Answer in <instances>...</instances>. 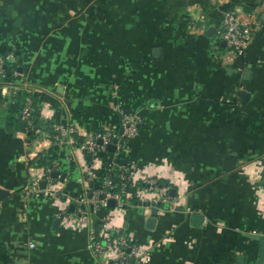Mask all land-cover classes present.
I'll return each instance as SVG.
<instances>
[{"label": "crops", "instance_id": "0c3cea01", "mask_svg": "<svg viewBox=\"0 0 264 264\" xmlns=\"http://www.w3.org/2000/svg\"><path fill=\"white\" fill-rule=\"evenodd\" d=\"M226 10L252 26L243 54L218 39ZM6 50L17 67L0 77V264H114L89 245L110 232L105 221L145 249L125 264H264L247 234L264 235V0H0ZM16 90L45 134L4 125ZM122 114L140 117L122 150L78 147L119 131ZM58 122L77 125L76 142L53 138ZM52 162L61 179L31 191ZM107 167L130 178L125 207L91 206ZM151 176L174 188L173 203L148 202Z\"/></svg>", "mask_w": 264, "mask_h": 264}, {"label": "built area", "instance_id": "2783aa9c", "mask_svg": "<svg viewBox=\"0 0 264 264\" xmlns=\"http://www.w3.org/2000/svg\"><path fill=\"white\" fill-rule=\"evenodd\" d=\"M252 36V26L246 21L241 20L235 13L234 10H226L222 16L221 27L218 30V39L224 40L225 45H227L235 54H243L245 48L248 45V42ZM11 56V55H10ZM9 54H6L4 57L10 58ZM5 63L3 57L0 58V77H4L6 74ZM34 106L31 104L30 97L26 96L25 103L21 110V118L25 121L26 127L35 133V134H45V130L38 126L35 123L34 115L32 111ZM140 117L137 115H126L122 114L120 119V124L122 126V131L106 130L100 129L97 130L92 137L88 139L81 140L78 144V147L87 152L92 153L95 151H106L107 144L115 137L116 138V150H122L123 144L126 142V139L136 133L138 128ZM54 129L53 138L59 142L66 139L71 142H76V133L78 132V127L76 124L72 123H54L52 125ZM98 138H101L102 141L98 142ZM131 165H129L130 167ZM43 168V167H42ZM55 163L45 165L42 169L40 176L38 175L33 178L31 191L39 190L38 182L41 178L45 179L46 182L52 180L50 172L54 170ZM115 174V169L112 167H107L101 179V187L97 190H93L91 193V199L87 197L86 193H83L79 199L76 201V210L79 212H86L85 205L89 201L92 202L91 206L97 205L99 202L105 201L106 198L113 197L115 199V205L118 207H125V198L122 194H125L126 181H130L128 175H124L121 179L120 190H114L115 182L111 178ZM131 182V181H130ZM147 186L150 189L156 191L155 195L149 198L148 202L152 204H159L162 202L173 203L175 196L170 194V186L168 183H159L157 177H148L145 179ZM103 193L105 195L104 199H99V194ZM89 201V202H90ZM65 214V209L61 208L57 215L60 216ZM104 227L108 226L107 234H104L103 239H97L93 233L90 235V248L96 254L108 253L111 255L112 262L114 264H125L129 261L130 258L138 259L141 255L144 254V248L135 241L132 236L128 233H119L118 227L116 225H110L107 221L103 222ZM113 233H115L113 235ZM36 244L34 241H28L29 247H34ZM129 247V250H127Z\"/></svg>", "mask_w": 264, "mask_h": 264}, {"label": "water", "instance_id": "95a60500", "mask_svg": "<svg viewBox=\"0 0 264 264\" xmlns=\"http://www.w3.org/2000/svg\"><path fill=\"white\" fill-rule=\"evenodd\" d=\"M213 29V27H209L208 28V31L207 33L209 34V30ZM210 35H212L210 33ZM222 45L225 44V41L224 40H221L220 41ZM42 121L40 120L39 123H41ZM24 124H25V121L23 119H20L19 120V123H18V127L19 128H24ZM122 126L119 128V131L121 132L122 131ZM49 131H54L53 129H49ZM102 139L101 138H98V142H101ZM107 150H110V151H115L116 150V138L114 137L108 144H107ZM121 163H125L126 160L124 158L120 159ZM130 167H128V170H129ZM51 176L53 178H59L61 179V176L59 177V173L57 170H52L50 172ZM41 187H45L46 186V180H42L41 181ZM170 193L171 194H174V188H171L170 189ZM8 194V190L2 186H0V199L4 198L6 195ZM105 198V195L103 193H100L99 194V199H104ZM106 204L109 205V206H112L115 204V199L113 197H109V198H106ZM68 209L71 211L74 207V202H70L69 205H68ZM152 211H156V208L153 207ZM192 219H193V223L194 224H200L202 222V215L198 212H194L192 213ZM154 217H149L148 218V222H152L154 221ZM59 218H55L53 219V223L55 224V226H57L56 224L59 223ZM249 236L253 237V238H258L260 239L261 241V249H260V253H259V256H258V259L256 260V263H261L264 261V235H259V234H254V233H247ZM127 250H129V247H127ZM130 261H132V259H130Z\"/></svg>", "mask_w": 264, "mask_h": 264}, {"label": "trees", "instance_id": "16d2710c", "mask_svg": "<svg viewBox=\"0 0 264 264\" xmlns=\"http://www.w3.org/2000/svg\"><path fill=\"white\" fill-rule=\"evenodd\" d=\"M4 66L6 69V68H8V66H13V64H10V62L7 61ZM28 94H29L28 92H24L22 90H16V92H14L10 95H7L5 97L6 106H5L4 111H5L6 120H5L4 125L6 124L7 126H12L13 123H15L17 120L21 119V110H22V107L25 103L26 96ZM32 114L34 115L35 123L38 126L42 127L43 129H46L45 125H43L44 122L39 123V121L40 120L42 121V119L39 117V110H38L35 103H34V109L32 111ZM30 134H33V132L31 130H30ZM111 178L113 179V182L121 181L120 176H118L117 174L112 175ZM159 183H160V181H159ZM128 186H129V183L126 182V188ZM113 189L115 190L116 188L114 187ZM122 196H123V198H125L126 195L123 193ZM121 231H122V229H121ZM126 231H127V229H126ZM119 233H123V231L119 232ZM114 234L115 233H113V235Z\"/></svg>", "mask_w": 264, "mask_h": 264}, {"label": "rangeland", "instance_id": "374dc122", "mask_svg": "<svg viewBox=\"0 0 264 264\" xmlns=\"http://www.w3.org/2000/svg\"><path fill=\"white\" fill-rule=\"evenodd\" d=\"M10 53V51H4L3 53H4V55H3V59H4V63H6L7 62V59L4 57L5 56V53ZM12 52V51H11ZM234 52H232V50H230L229 48L227 49V54H233ZM11 56H13V52H12V55ZM17 66H15L14 64H13V66H12V68H16ZM14 70V69H13ZM16 70V69H15Z\"/></svg>", "mask_w": 264, "mask_h": 264}]
</instances>
